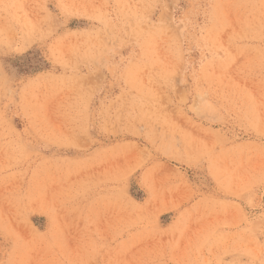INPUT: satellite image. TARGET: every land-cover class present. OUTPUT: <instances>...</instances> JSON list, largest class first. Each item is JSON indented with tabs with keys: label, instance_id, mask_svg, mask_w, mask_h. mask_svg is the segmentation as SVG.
<instances>
[{
	"label": "rangeland",
	"instance_id": "374dc122",
	"mask_svg": "<svg viewBox=\"0 0 264 264\" xmlns=\"http://www.w3.org/2000/svg\"><path fill=\"white\" fill-rule=\"evenodd\" d=\"M0 264H264V0H0Z\"/></svg>",
	"mask_w": 264,
	"mask_h": 264
}]
</instances>
